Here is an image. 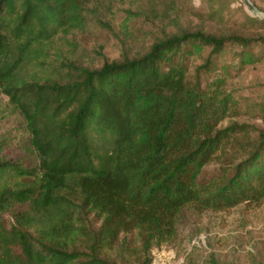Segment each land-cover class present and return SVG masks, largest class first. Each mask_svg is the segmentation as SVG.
<instances>
[{
  "label": "trees",
  "instance_id": "obj_1",
  "mask_svg": "<svg viewBox=\"0 0 264 264\" xmlns=\"http://www.w3.org/2000/svg\"><path fill=\"white\" fill-rule=\"evenodd\" d=\"M102 1L0 0V88L32 150L27 165L0 157V264H116L106 253L132 232L136 264H150L154 248H173L184 209L223 212L264 200V129L239 161L202 175L250 128L219 127L237 103L222 79L203 85L202 77L227 45L240 48L243 66L260 61L264 18L246 15L244 30L229 34L183 30L137 57L71 66L63 82L22 76ZM223 16L209 14L217 23ZM257 111L264 117V104Z\"/></svg>",
  "mask_w": 264,
  "mask_h": 264
},
{
  "label": "rangeland",
  "instance_id": "obj_2",
  "mask_svg": "<svg viewBox=\"0 0 264 264\" xmlns=\"http://www.w3.org/2000/svg\"><path fill=\"white\" fill-rule=\"evenodd\" d=\"M254 1L264 9L262 0ZM213 10L224 12L220 23L210 19ZM246 15L263 18L253 15L243 0H104L87 16L82 28L58 34L47 45L42 58L24 67L22 76L31 81L63 82L71 66L94 69L105 60H118L124 55L137 57L156 40L183 30L203 29L215 34L243 31ZM208 52L206 49L201 57L191 60V72L193 66L202 64ZM239 52L238 46L227 45L212 60L214 70L202 77V84L222 79L225 92L237 103L238 113L226 118L219 127L244 124L250 127L249 132L239 134L240 145L232 146L227 156L208 164L203 176H217L224 169L222 164L243 158V147L264 129V117L257 111L264 104V56L255 64L243 66ZM28 137L20 111L0 88V157L21 159L27 165L32 156ZM5 220L10 225L11 214ZM126 237L127 242L121 241L106 253L116 264H136L141 258L137 257L136 233ZM194 240L199 246L192 245ZM171 247L184 258L185 264H264V200L242 203L223 212L184 209Z\"/></svg>",
  "mask_w": 264,
  "mask_h": 264
},
{
  "label": "built area",
  "instance_id": "obj_3",
  "mask_svg": "<svg viewBox=\"0 0 264 264\" xmlns=\"http://www.w3.org/2000/svg\"><path fill=\"white\" fill-rule=\"evenodd\" d=\"M192 245L199 246V242L194 240ZM150 264H185V261L175 249L157 247L150 253Z\"/></svg>",
  "mask_w": 264,
  "mask_h": 264
},
{
  "label": "water",
  "instance_id": "obj_4",
  "mask_svg": "<svg viewBox=\"0 0 264 264\" xmlns=\"http://www.w3.org/2000/svg\"><path fill=\"white\" fill-rule=\"evenodd\" d=\"M243 2L253 15H261L264 18V13H260L250 0H243Z\"/></svg>",
  "mask_w": 264,
  "mask_h": 264
}]
</instances>
